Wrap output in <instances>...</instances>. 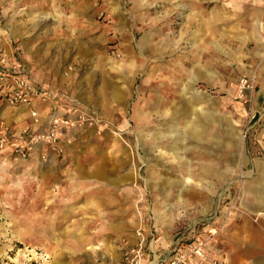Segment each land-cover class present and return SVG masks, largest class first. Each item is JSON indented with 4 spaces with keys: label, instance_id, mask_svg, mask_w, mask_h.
Returning <instances> with one entry per match:
<instances>
[{
    "label": "rangeland",
    "instance_id": "374dc122",
    "mask_svg": "<svg viewBox=\"0 0 264 264\" xmlns=\"http://www.w3.org/2000/svg\"><path fill=\"white\" fill-rule=\"evenodd\" d=\"M263 26L264 0H0V58L73 124L48 163L0 151V264H114L137 233L147 258L202 229L222 264H260L240 244L264 232ZM191 98L208 125L187 151ZM30 124L0 97V138Z\"/></svg>",
    "mask_w": 264,
    "mask_h": 264
},
{
    "label": "built area",
    "instance_id": "2783aa9c",
    "mask_svg": "<svg viewBox=\"0 0 264 264\" xmlns=\"http://www.w3.org/2000/svg\"><path fill=\"white\" fill-rule=\"evenodd\" d=\"M0 97L12 109L27 110L31 119V124L18 133L4 134L0 138V151H7L14 161H27L37 156L43 163L50 162L47 152L55 149L62 129L73 126L71 118L58 115L55 96L34 83L15 59L0 58ZM46 102H50L47 121H42L40 112ZM211 241V235L180 241L158 256L154 264H222L208 256L207 247ZM119 264H150L140 233L136 234L134 243L123 248Z\"/></svg>",
    "mask_w": 264,
    "mask_h": 264
},
{
    "label": "crops",
    "instance_id": "0c3cea01",
    "mask_svg": "<svg viewBox=\"0 0 264 264\" xmlns=\"http://www.w3.org/2000/svg\"><path fill=\"white\" fill-rule=\"evenodd\" d=\"M196 99H198V98H196ZM192 101H193V99L191 98L189 101L184 103L185 109L183 110L182 115L185 118H187L188 120H187L186 126L182 129L183 133L180 136L181 138L178 140V141H180L181 144H183V147H182L183 150H187V151L190 148L187 145V142H193V143L199 142L201 140L202 136L207 133L206 126L208 125V121L205 117V114L202 113L204 110L198 108L196 103H194V101L193 102ZM201 117H202V119H201ZM219 121L220 120L218 119V122ZM218 122L215 120V123H218ZM191 127H192V130H190ZM201 128H204V130ZM139 137H142V136H139ZM175 141H176V139H172V142H175ZM168 150L172 152L173 157L175 159L179 160L182 158L179 150L175 151L173 146L168 147ZM79 174L82 175V171L79 172ZM189 174L190 173H188V175ZM257 181H258V183L255 184L254 191H253V199H255L254 203H256L258 201L259 204H264V176H262L261 178H258ZM175 182L179 183V185H182L183 179H179V180L175 179ZM52 189L55 190L54 187H52ZM247 190L251 191L250 186H249V188H247ZM53 222L55 223L54 226L57 225L58 218L56 217L54 220H49L48 223H53ZM59 232H60V230H56V229L50 230V228H49L46 231V233H47L46 235L49 236L50 233L56 234ZM192 232H187V230H183L182 232H178V233L174 234L173 238L170 239L169 244L166 245L165 251L167 249L169 250L172 246H174L176 243H178L180 241H187L193 237H196L195 234H193ZM209 234L210 233L208 230L202 229L201 232L198 234V236L205 237ZM236 234L239 235L238 233H236ZM242 235H243V233L240 234V236H242ZM243 238L245 241L243 244H240L238 242L239 241L238 239H237L238 241H236L238 244L237 243L234 244V242L231 243L232 250H234V249L238 250L239 244H240L241 246L248 248L247 250H255L257 252L259 250H261V252L264 253V232L252 229L248 225L247 230H246V234H245V236H243ZM212 245L213 244L210 243L207 247V252H208L209 258L223 260L224 255L222 254V251H221L222 249L221 250L220 249H213ZM219 247L221 248V245ZM160 253H161V251L156 250L152 257L147 256V261L150 264H154V262H156V260H157V257L160 256ZM238 256H239V254H238ZM225 257H227V256H225ZM119 261H120V255H119L118 259L114 262V264H119ZM249 264H250V262H249ZM260 264H264V256H263Z\"/></svg>",
    "mask_w": 264,
    "mask_h": 264
}]
</instances>
